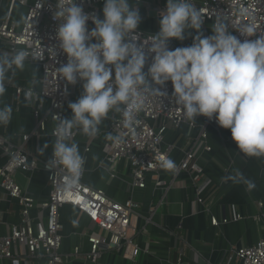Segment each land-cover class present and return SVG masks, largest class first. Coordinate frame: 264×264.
Wrapping results in <instances>:
<instances>
[{"label":"crops","instance_id":"obj_1","mask_svg":"<svg viewBox=\"0 0 264 264\" xmlns=\"http://www.w3.org/2000/svg\"><path fill=\"white\" fill-rule=\"evenodd\" d=\"M33 0H26L31 3ZM9 0H0V22L5 19ZM139 8L142 20L138 28L148 32L158 31L160 16L155 8L165 6L166 0H130ZM103 2L99 4V17L102 18ZM26 7L15 5L12 19L19 27L24 19ZM212 25L203 23L201 33L212 34ZM196 31L186 30L184 40L170 39L169 47L189 46ZM19 50V49H17ZM0 52L11 54L5 40L0 39ZM149 63L145 64L147 71ZM41 66L31 60L25 62L23 70L9 73L6 91L0 97V106L12 108V118L7 125L0 126V136L12 144L22 143V136L31 135L23 148L39 162L49 158L52 152L51 135L53 124L45 123L40 130L34 116V108L41 103L39 99H27L26 89L39 90L41 87ZM22 89L18 95L16 90ZM82 92V86L75 84L70 88L63 107L64 118L71 117L69 102H75ZM42 111L47 109V102H42ZM118 112H110L99 126L96 137H88L79 129L75 130L73 139L79 145L80 153L85 157L82 181L91 187L100 188L107 196L118 201L132 199L138 204L136 213L131 219V244L120 245L110 250H102L96 264H222L227 262L234 248L246 247L256 243L262 236L264 226V157H249L242 154L231 137L229 129L206 124L205 116H197L193 126L182 123L177 128H170L164 133L162 147L170 148L169 158L175 164L181 163L186 152L193 153V162L201 168V173L181 170L160 169L158 178L164 183L156 187L151 177L147 178L144 188L131 186L130 166L120 160L110 163L106 160L103 146L111 141V123ZM206 132L202 139L200 134ZM47 144L48 147L44 148ZM205 146L210 149L206 150ZM88 147V150H85ZM40 149H43L41 152ZM6 160L0 146V163ZM239 170L254 183L248 188L243 183H234L226 179ZM14 178L21 186L23 193L32 197L36 203L47 199L50 186L46 172L38 168L30 172L16 171ZM206 182L198 202L196 190ZM261 202L262 206L258 203ZM34 219L44 218L45 210L35 206L31 212ZM239 214L240 218L232 220ZM211 217L218 220L211 223ZM227 218L228 222L222 223ZM21 219V205L16 198L0 190V237L9 234L12 226L18 225ZM62 224V241L60 253L64 264H91L86 258L89 251L88 235L98 234L109 237L108 233L99 230L87 216L75 207L64 205L60 209ZM77 254H73L74 249ZM133 249L135 253H132ZM15 255L12 259L0 258V264H46V256L38 253L29 257L25 246H12ZM132 255L131 257L129 255ZM233 258L227 264H239Z\"/></svg>","mask_w":264,"mask_h":264},{"label":"clouds","instance_id":"obj_2","mask_svg":"<svg viewBox=\"0 0 264 264\" xmlns=\"http://www.w3.org/2000/svg\"><path fill=\"white\" fill-rule=\"evenodd\" d=\"M52 7L53 18L60 21L56 39L67 56V62L58 68L60 78L66 85L82 81L80 96L68 104L71 117L54 116L55 141L45 165L52 170L64 169V190L79 184L86 163L73 139L74 129L94 138L113 111L122 112L125 125L131 129L146 98L166 95L156 86L169 81L171 98L181 106L186 119L214 117L219 126L230 130L242 154L264 157V32L241 41L228 24L218 20L212 34L204 36L200 31L204 18L192 0H166L158 31L147 43H141L135 37L142 17L138 5L133 6L130 0H103L102 18L85 12L76 0H63ZM89 20L94 25L91 30ZM188 29L196 31L192 43L171 49L170 39L184 40ZM237 31L245 37L258 32L254 25ZM149 54L154 55L145 71ZM28 58L23 49L0 52V97L6 91L9 73L23 70ZM11 118V106H0V126ZM108 139L117 145L123 142L122 135L109 134ZM160 163L166 170L177 167L167 156H162ZM226 179L254 187L239 170Z\"/></svg>","mask_w":264,"mask_h":264},{"label":"built area","instance_id":"obj_3","mask_svg":"<svg viewBox=\"0 0 264 264\" xmlns=\"http://www.w3.org/2000/svg\"><path fill=\"white\" fill-rule=\"evenodd\" d=\"M136 1L141 2V0ZM62 2L63 0H45L43 3V0H33L28 3L26 0H9L5 19L0 22V39L6 41L10 52L23 49L28 53V59L31 61H33V57H44L33 61L39 64L42 69L40 89H26L24 95L27 99L41 100V103L34 108V116L40 130L45 129L47 121L53 124L51 135L54 141L53 132L57 123L54 116L64 117L63 107L70 94V88L73 86L65 84V81L60 78L58 70L67 62V56L59 48V41L56 39V29L60 21L53 18L54 8L52 6H58ZM76 2L83 7L85 12L99 17V4L103 0H76ZM192 3L201 12L204 23L209 22L214 27L218 20H223L228 24L231 33L241 41L255 39L259 36V32H264V0H192ZM15 5L26 7L24 19L19 27L12 19ZM164 8L165 6L156 7V14L159 15ZM245 25H254L258 32L251 37H245L237 31ZM87 27L89 30L94 27L91 20L87 22ZM136 31L139 33L135 38L139 39L141 43H147L152 38V33L139 28ZM51 49L55 51V56ZM152 55L154 54L148 56L149 64ZM76 84L82 86V81H78ZM65 87H67L66 94ZM156 87L166 95L148 96L143 110L138 114L137 122L131 129L124 123L123 113L118 112L112 120L111 132L113 136L122 135L123 142L117 145L113 141H109L103 146L105 158L110 163L114 164L124 160L130 166L133 188H144L148 177H151L156 187L163 185L164 182L158 178V171L163 169L160 159L162 156L169 157L170 149L169 147L164 149L161 145L164 133L170 128H177L182 123L194 125L193 121L184 117L181 106L171 98V82ZM21 92V88L16 90L18 95ZM45 101L47 109L41 112L42 102ZM205 122L215 127H221L214 117L212 119L205 117ZM33 134L35 135L37 132L23 135L22 143L16 145L5 141L0 136V146L6 156V160L0 163V190H4L10 197L16 198L21 205L20 223L12 226L8 235L0 237V258H14L12 246L18 245L25 246L29 257L42 253L46 256V264H64L65 259L59 251L62 241L60 209L64 205L75 207L104 234H109V237H105L103 234L88 235L87 240L90 248L86 258L91 264L97 263L102 250H110L119 246L120 241L125 245L131 244L129 238L132 229L131 219L136 213L138 204L132 199L118 201L107 196L104 190L86 185L82 181L83 174L74 189L64 190L62 187L65 180L64 169L58 167L52 170L45 167L52 157V152L47 160L39 162L23 148V143ZM200 137L202 139L207 137L205 130L201 132ZM205 148L206 150L210 149L209 146H205ZM85 150H88V147ZM193 157L191 151L186 152L184 159L181 163L176 164L177 167L173 171L188 170L201 173V168L193 162ZM38 168L46 172L50 186L47 199L40 203H36L32 197L23 193L21 186L14 178L15 172L18 170L30 172ZM206 184L204 182L196 190L198 202H202L199 195ZM258 205L262 206V203L259 202ZM35 206L45 210L44 218L34 219L31 216L30 212ZM259 215L264 220V213ZM239 218L240 215L236 214L232 220ZM221 222L226 223L228 219L223 218ZM211 223L217 225L218 220L211 217ZM77 253L78 249L75 248L73 254ZM132 253H135L134 249ZM233 258L238 259L239 264H264V226L262 236L256 243L234 248L227 262ZM227 262L222 264H227Z\"/></svg>","mask_w":264,"mask_h":264}]
</instances>
